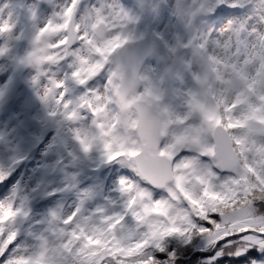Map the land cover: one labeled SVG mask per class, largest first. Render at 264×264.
Instances as JSON below:
<instances>
[{
    "label": "snow or ice",
    "instance_id": "6c2138e0",
    "mask_svg": "<svg viewBox=\"0 0 264 264\" xmlns=\"http://www.w3.org/2000/svg\"><path fill=\"white\" fill-rule=\"evenodd\" d=\"M0 58L62 174L34 213L0 132V264H264V0H0Z\"/></svg>",
    "mask_w": 264,
    "mask_h": 264
},
{
    "label": "rangeland",
    "instance_id": "374dc122",
    "mask_svg": "<svg viewBox=\"0 0 264 264\" xmlns=\"http://www.w3.org/2000/svg\"><path fill=\"white\" fill-rule=\"evenodd\" d=\"M10 67L9 63H5L3 58H0V76H7ZM18 71L24 74L23 80L20 81L24 88L31 93V89L28 86L29 69L22 68ZM34 95V94H33ZM40 109L39 102L36 103V110L33 112V116L37 114ZM0 117H4V113L0 112ZM24 116L20 112H9L7 117L0 119V132L5 133L8 136V141L11 145V152L16 155L23 154L27 156V159L23 162V166L17 168L16 172H13L15 179L12 180V184L8 188L9 194L19 193L20 199L30 203L32 211L34 213H44L51 209V205L46 208H40V205L48 199L46 193L59 182V172L52 171L50 167V160L52 157L41 156L39 150L26 151L24 141L21 137L13 133V128L16 125L17 120H23ZM10 162V150L0 145V165L7 166ZM85 167L92 169L96 167V164L88 161ZM72 169H70L71 171ZM19 173V174H17ZM11 179V178H10ZM3 199V197H0ZM60 201H57L59 204Z\"/></svg>",
    "mask_w": 264,
    "mask_h": 264
}]
</instances>
